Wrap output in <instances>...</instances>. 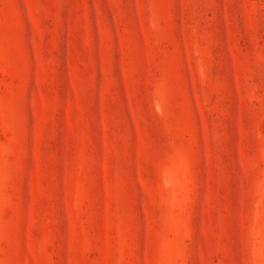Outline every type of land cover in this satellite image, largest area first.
Returning a JSON list of instances; mask_svg holds the SVG:
<instances>
[{"label":"rangeland","instance_id":"1","mask_svg":"<svg viewBox=\"0 0 264 264\" xmlns=\"http://www.w3.org/2000/svg\"><path fill=\"white\" fill-rule=\"evenodd\" d=\"M0 264H264V0H0Z\"/></svg>","mask_w":264,"mask_h":264}]
</instances>
